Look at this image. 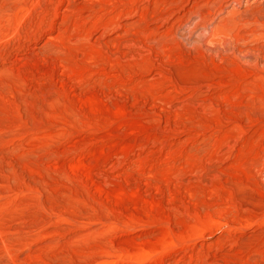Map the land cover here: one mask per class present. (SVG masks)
Here are the masks:
<instances>
[{"label":"rangeland","instance_id":"rangeland-1","mask_svg":"<svg viewBox=\"0 0 264 264\" xmlns=\"http://www.w3.org/2000/svg\"><path fill=\"white\" fill-rule=\"evenodd\" d=\"M0 264H264V0H0Z\"/></svg>","mask_w":264,"mask_h":264}]
</instances>
